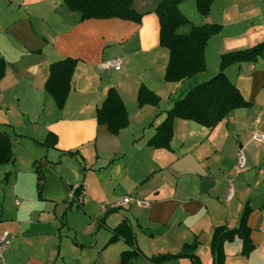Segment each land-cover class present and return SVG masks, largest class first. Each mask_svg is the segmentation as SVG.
I'll return each instance as SVG.
<instances>
[{
	"label": "crops",
	"instance_id": "0c3cea01",
	"mask_svg": "<svg viewBox=\"0 0 264 264\" xmlns=\"http://www.w3.org/2000/svg\"><path fill=\"white\" fill-rule=\"evenodd\" d=\"M163 1L135 0L140 20L81 21L64 0H0V58L6 62L0 125L18 139H32L45 155L26 151L37 189L27 198L13 194V209L0 207V238L5 232L13 237L0 264H124L123 253L132 247L124 238L111 241L123 221L132 227L138 248L126 264H153L152 257L177 255L195 244L201 263L214 264L215 229L238 227L246 206L252 249L245 253L237 237L225 245L224 264H264V53L225 70L246 107L231 111L213 129L177 119L170 147H152L149 141L170 109L165 105L185 97V85L207 71L180 82L165 80L170 52L160 45L156 14ZM214 6L215 21L213 9L200 15L199 23L188 19L193 26H222L205 51L207 63L215 42L219 71L223 54L264 43V0H215ZM192 25L179 32L190 33ZM67 58L77 66L60 109L46 83L51 65ZM118 58L119 69L99 68ZM142 85L159 95V107L139 105ZM111 88L129 113V124L118 135L97 120ZM38 131L44 132L40 138ZM244 153L245 165L239 168ZM69 162H75L70 169ZM11 163L21 169L16 158ZM81 185L85 196L78 206L69 194ZM127 196L133 201L109 208ZM162 264L193 263L179 258Z\"/></svg>",
	"mask_w": 264,
	"mask_h": 264
},
{
	"label": "trees",
	"instance_id": "16d2710c",
	"mask_svg": "<svg viewBox=\"0 0 264 264\" xmlns=\"http://www.w3.org/2000/svg\"><path fill=\"white\" fill-rule=\"evenodd\" d=\"M135 0H64L67 7L80 14V20L120 18L140 20L141 16L133 9ZM187 0H164L157 8L156 14L160 20V45L170 52V60L166 69L167 82H180L192 78L207 70L205 51L210 40L221 33L220 24L194 25L188 34L179 30L191 24L180 5ZM215 0H196L202 16H208ZM264 53V43L246 50L234 51L220 57L219 72L209 80L192 88L184 98L176 101L172 108L166 111V117L150 139L152 147L169 148L174 137L175 120L194 121L202 126L213 129L233 110L246 107L249 103L239 88L231 81L225 70L232 64L254 62ZM77 60L67 58L51 65V72L46 83V91L54 98L58 108L62 109L69 97L73 85V76ZM6 70V62L0 58V81ZM140 106L153 105L159 107V95L142 85L138 94ZM99 124L107 125L110 132L118 135L129 124L127 107L115 88L108 91L106 99L97 110ZM73 154V153H71ZM14 147L10 136L0 130V166L14 161ZM251 209L246 206L241 222L236 228L228 226L217 227L214 231L211 248L214 264H224L226 259L225 245L237 237L244 244V252L252 249L251 229L248 219ZM124 238L132 247L123 253V263L137 257L136 236L127 221H123L113 231L111 241ZM197 245H186L177 255H161L149 259L153 264L179 258H189L193 264H202L196 254Z\"/></svg>",
	"mask_w": 264,
	"mask_h": 264
},
{
	"label": "rangeland",
	"instance_id": "374dc122",
	"mask_svg": "<svg viewBox=\"0 0 264 264\" xmlns=\"http://www.w3.org/2000/svg\"><path fill=\"white\" fill-rule=\"evenodd\" d=\"M214 3H215V1H214ZM214 3L212 5L213 12L212 13L210 12L212 14L210 16V19L213 21H215V18H216L215 17L216 6H214ZM180 10L183 14L188 16V18L193 23H199L200 22L198 17L201 18L200 17L201 14L198 10L196 0H187L183 5H180ZM203 17H206V16H203ZM192 22H191V24L186 25V27H190L192 25ZM214 44H215V42H213V44L210 45V48L208 49L207 71L205 72V74H203L204 76L203 75L200 76V77H202V79H198V80L194 79L191 82H189L188 84H186L183 91H182V94H185L183 92H189L192 88L201 84L204 81L209 80L211 77H213L214 75H216L219 72L218 71V61L216 59V52L214 51L215 50ZM182 98H184V97H182ZM171 107H172V105H165V108H167V109H169ZM0 130L10 133V135L15 140L14 141L15 143L13 144L14 155H15V158L17 159L18 164L20 165V168H21V169H18L19 167L17 166V164L15 166L12 163L5 165V166H0V207H2L3 205L4 206L9 205L10 208L13 209L12 205H13V202L15 199V197L13 198V194L15 195L19 192H23L24 196L27 198L31 192H34L37 189V183H38L37 175L34 172L35 168H33V162L30 161V158H29L30 156L28 155L27 152H29L30 154H32L34 156L41 157L44 155V150H42L40 147H38L33 142V140L30 138L18 139V137L15 135L14 131L11 129H7L6 127L0 125ZM40 133L42 134V136L44 135V132L38 131V133H36L37 138H40L39 137ZM52 154H53V152H52ZM244 157H246V153H244ZM68 161H72V160H68ZM71 163H74V165H75V162H69L67 164L69 169L72 168L73 164H71ZM18 170L20 172H18ZM9 171H11V172H9ZM6 173H8L7 179H5V175H7ZM44 174H45V171H44ZM9 180L12 182L11 184H9ZM9 187L11 190H9ZM18 199L20 200V202L22 201L21 196ZM12 211H14V210H12Z\"/></svg>",
	"mask_w": 264,
	"mask_h": 264
},
{
	"label": "built area",
	"instance_id": "2783aa9c",
	"mask_svg": "<svg viewBox=\"0 0 264 264\" xmlns=\"http://www.w3.org/2000/svg\"><path fill=\"white\" fill-rule=\"evenodd\" d=\"M122 65V60L120 58L112 60V61H108L105 62L103 64L100 65V69L103 70H107V69H111V68H117L119 69ZM257 139H260V137L257 135L256 136ZM245 165V158L243 154H240V160H239V168H243ZM84 196H85V191H84V187L83 185L78 186V187H74L71 189L69 197H70V202L72 204H76L78 206H81L84 200ZM133 199L129 196L124 197L123 199L112 203L109 205L110 209H116L119 207H122L125 204H128L130 202H132ZM136 203H138L139 205L143 204L142 201L140 200H135ZM106 207H104L103 209L105 210ZM12 239L13 237L10 235L9 232H5L1 238H0V262L3 261L4 259V253L5 251L10 247L11 243H12Z\"/></svg>",
	"mask_w": 264,
	"mask_h": 264
}]
</instances>
